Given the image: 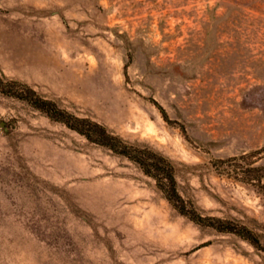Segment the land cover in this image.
Returning a JSON list of instances; mask_svg holds the SVG:
<instances>
[{"label": "rangeland", "instance_id": "1", "mask_svg": "<svg viewBox=\"0 0 264 264\" xmlns=\"http://www.w3.org/2000/svg\"><path fill=\"white\" fill-rule=\"evenodd\" d=\"M0 77L183 200L0 90V264H264V0H0Z\"/></svg>", "mask_w": 264, "mask_h": 264}, {"label": "trees", "instance_id": "2", "mask_svg": "<svg viewBox=\"0 0 264 264\" xmlns=\"http://www.w3.org/2000/svg\"><path fill=\"white\" fill-rule=\"evenodd\" d=\"M0 90L17 98L29 101L35 107L47 112L51 117L65 123L89 140L105 145L113 151L127 156L129 159L138 163L146 174L154 177L158 181L159 186L165 191L172 202H183L177 190L174 169L165 157L149 149H135L108 133L102 125L85 118L75 117L66 111L58 110L53 103L39 97L31 88H28L29 94L27 95L19 91L9 90L5 87V82L0 77ZM181 211L186 213L184 209ZM188 214L195 220H202V217H198L197 219L194 215Z\"/></svg>", "mask_w": 264, "mask_h": 264}]
</instances>
